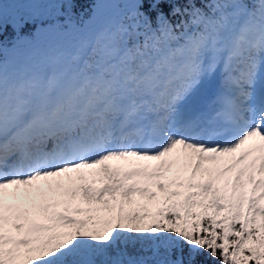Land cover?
<instances>
[{
  "label": "snow or ice",
  "instance_id": "1",
  "mask_svg": "<svg viewBox=\"0 0 264 264\" xmlns=\"http://www.w3.org/2000/svg\"><path fill=\"white\" fill-rule=\"evenodd\" d=\"M76 6L0 0V264H264V0Z\"/></svg>",
  "mask_w": 264,
  "mask_h": 264
},
{
  "label": "trees",
  "instance_id": "2",
  "mask_svg": "<svg viewBox=\"0 0 264 264\" xmlns=\"http://www.w3.org/2000/svg\"><path fill=\"white\" fill-rule=\"evenodd\" d=\"M92 2L93 0H77V6L75 11L77 12L83 11L85 17H87ZM9 32H11V29H9ZM197 259L201 261L202 264H218V262L213 258H211L207 253H203L202 255L198 256Z\"/></svg>",
  "mask_w": 264,
  "mask_h": 264
}]
</instances>
